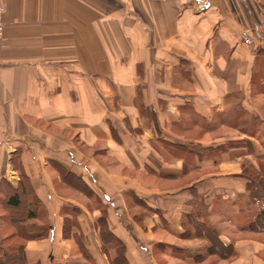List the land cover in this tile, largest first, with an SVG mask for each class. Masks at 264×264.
<instances>
[{"label": "crops", "instance_id": "crops-1", "mask_svg": "<svg viewBox=\"0 0 264 264\" xmlns=\"http://www.w3.org/2000/svg\"><path fill=\"white\" fill-rule=\"evenodd\" d=\"M3 2L0 180L19 185L20 152L42 201L33 221L52 226L34 239L14 225L28 264H110L103 208L130 264H264V230L249 228L263 205L240 176L264 172V0ZM246 196L255 208L240 227L225 213ZM199 203L229 258L182 237ZM70 208L90 258L64 236Z\"/></svg>", "mask_w": 264, "mask_h": 264}, {"label": "trees", "instance_id": "trees-1", "mask_svg": "<svg viewBox=\"0 0 264 264\" xmlns=\"http://www.w3.org/2000/svg\"><path fill=\"white\" fill-rule=\"evenodd\" d=\"M182 146L185 147L184 144ZM11 162L19 171L21 180L17 187L5 177L0 180V264H28L26 241L19 236L14 225L22 221L28 222V232L34 239H42L49 236L52 226L49 223L33 221L38 216L42 201L36 194L25 169L21 166L20 152L12 154ZM54 165L58 167L62 177L68 179L66 175L67 169L56 162ZM240 176L247 180L246 189L252 201L254 203L260 201L263 205L262 210L251 220L249 228L262 231L264 230V172H256L253 166L244 165ZM87 191L91 197L94 196L90 189H87ZM98 201L101 202L99 198ZM79 211L78 208H70L68 215L64 217L63 233L66 239L73 238L85 257L90 258L91 256L83 243V232L78 220ZM206 212L205 206L199 203L194 211L186 214L185 231L181 235L184 238L196 237L205 239L210 242L209 254H217L220 257L229 258L233 254V247L226 245L222 241L220 232L207 221ZM107 214V209L103 208L102 216L98 223L100 224V233L104 242L116 245V255L111 258L110 264H130L127 258L126 245L122 239L110 230ZM7 231L12 233L10 236L4 237L3 234L4 232L6 234ZM10 240L12 241L11 243L9 242ZM161 245L166 247L165 244Z\"/></svg>", "mask_w": 264, "mask_h": 264}, {"label": "rangeland", "instance_id": "rangeland-1", "mask_svg": "<svg viewBox=\"0 0 264 264\" xmlns=\"http://www.w3.org/2000/svg\"><path fill=\"white\" fill-rule=\"evenodd\" d=\"M254 205L250 199L249 196H246L244 198H241L240 201L238 202L237 206L234 207V204L231 202L229 208L227 209V213L223 212V209H226V206H223L222 204L219 205L217 207V213H214L213 216L215 218H220V216L218 215V213H225V215L229 218H231L232 220H234L236 222V225H240V227L242 226H246L250 219H251V210L254 209ZM229 210V212H228ZM23 225H19V231L20 228H22ZM239 227V226H238ZM12 232L11 231H7L6 234L4 232L3 236H10ZM233 240H236L235 237H232ZM12 240V239H11ZM9 241L10 243L12 241ZM206 244H209L208 242H206ZM199 251V252H198ZM206 252V247L201 248V250H197V252H193L194 255H197L199 253H205ZM113 255H115V250L113 251ZM190 257H192L191 254H189ZM94 264H97L96 262ZM213 264V263H212Z\"/></svg>", "mask_w": 264, "mask_h": 264}, {"label": "built area", "instance_id": "built-area-1", "mask_svg": "<svg viewBox=\"0 0 264 264\" xmlns=\"http://www.w3.org/2000/svg\"><path fill=\"white\" fill-rule=\"evenodd\" d=\"M205 5H206V0H198V6H197L198 10H201ZM4 10H5V4L3 0H0V40L4 38V31H5V23L3 19ZM256 29L258 31L259 36H263L264 38V16L262 23L259 26H257ZM241 36L244 43L248 45L253 43V38L250 29H245L244 31H242Z\"/></svg>", "mask_w": 264, "mask_h": 264}]
</instances>
